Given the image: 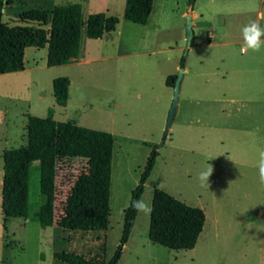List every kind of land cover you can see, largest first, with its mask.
<instances>
[{"label": "rangeland", "instance_id": "1", "mask_svg": "<svg viewBox=\"0 0 264 264\" xmlns=\"http://www.w3.org/2000/svg\"><path fill=\"white\" fill-rule=\"evenodd\" d=\"M126 1L10 0L5 6L4 20L11 25L24 24L19 18L24 10L70 2L81 3L86 16L105 12L117 16L119 23L102 38L84 35L83 58L48 66V47L32 46L27 48L24 70L0 74V264H84L56 252L108 262L122 237L125 209L156 144L159 156L142 200L152 210L155 188L164 189L203 208L206 224L194 249L174 250L150 240L151 212H139L119 264H264V186L256 167L264 135L260 129L241 132L250 117L240 118L237 104L224 101L248 94L236 87L235 70L244 64L263 69L264 48L242 55L241 28L249 20L241 14L217 15V7H205L207 0H198L199 7H191L189 0H155L147 24L125 18ZM194 8L214 22L215 44L208 45L211 26L197 17L194 42L188 46L187 17ZM253 54L257 58L249 64ZM184 56L179 105L166 132L174 97V87L166 80L178 75ZM61 76L71 81L66 106L54 96L53 80ZM253 85L249 90L260 100L255 117L263 118L264 69L254 72ZM50 108L59 121L115 136L107 228L61 223L72 174L80 172L79 161L60 171L53 226L43 228L37 215L42 204L38 163L31 167L28 217L5 219L4 150L26 145L28 115L47 117ZM243 109L245 114L248 107ZM210 165L209 184L202 186L199 173Z\"/></svg>", "mask_w": 264, "mask_h": 264}, {"label": "trees", "instance_id": "2", "mask_svg": "<svg viewBox=\"0 0 264 264\" xmlns=\"http://www.w3.org/2000/svg\"><path fill=\"white\" fill-rule=\"evenodd\" d=\"M155 0H127L125 18L147 24ZM196 0H189L194 7ZM10 0H0V74L25 69L28 47H48V66H60L81 57L83 37L98 39L116 30L117 16L105 12L85 15L78 2L57 4L50 9L31 8L19 14L24 24L11 25L4 20V10ZM194 42V39H193ZM192 42V43H193ZM187 57L181 60L185 67ZM177 74L168 76V86H175ZM71 81L66 76L53 80L56 102L66 106L70 97ZM27 144L4 150V179L2 210L5 219L26 218L29 215L31 167H41L42 204L37 215L43 228L57 220L60 171L81 163L79 175L72 174L71 188L63 203L61 223L64 226H91L107 228L111 217V186L115 136L71 121H59L54 109L47 117L29 114ZM159 156V145L153 146L140 181L132 192L125 209L122 237L108 262L119 264L123 249L135 227L139 212L131 207L132 201L141 200ZM207 220L203 208L192 206L168 191L155 188L152 202L149 238L170 249L185 250L196 247ZM68 260L84 264H99L74 252L55 253Z\"/></svg>", "mask_w": 264, "mask_h": 264}, {"label": "crops", "instance_id": "3", "mask_svg": "<svg viewBox=\"0 0 264 264\" xmlns=\"http://www.w3.org/2000/svg\"><path fill=\"white\" fill-rule=\"evenodd\" d=\"M197 2L198 0L195 2L194 7H199ZM205 7H217V10L215 12L217 15H226L229 13L241 14L245 18L243 20H246V21L254 20L253 14L255 13L256 20L259 19L261 25L264 26V19H261V17H264V0H207V4ZM195 9L196 8H194L190 12L193 14L194 25H195V19L197 17L203 18L206 22H208L212 30L208 45L215 44L213 40V38L216 35L215 33L216 26L214 22L211 21V18L209 17L208 14L202 13V11H197V10L195 11ZM5 10H6V7H5ZM5 10H4V14H5ZM239 40L243 41V39H239ZM239 40H234V42H238ZM256 55L253 54L248 57L247 60L249 64H252L250 60H254L257 58ZM79 58H83L82 53H81V57ZM77 59H73V61ZM261 67L264 69V61ZM263 69L258 68L254 66L253 64L252 65L244 64L240 68H237L235 70V72L238 73V75L236 76V83H237L236 87L238 89H245V91L247 90L246 92L248 94H246L245 97L224 98V101L226 103L237 104V109L239 112H241L240 118H242V115L244 117L245 116L250 117L251 120L247 121L248 124L245 123V126H241L242 127L240 128L241 132H252L254 129H260L264 135V117L263 118L255 117V110H257V105L259 107L260 100L255 98V92L253 90H249L250 88L254 86L253 85L254 84V72H256L257 70H263ZM187 71L188 70L186 69V72ZM9 73H12V72H8L5 74H9ZM247 107H248V111L245 114H243L244 113L243 108H247ZM261 125H263V127ZM186 250H191V249H186Z\"/></svg>", "mask_w": 264, "mask_h": 264}, {"label": "clouds", "instance_id": "4", "mask_svg": "<svg viewBox=\"0 0 264 264\" xmlns=\"http://www.w3.org/2000/svg\"><path fill=\"white\" fill-rule=\"evenodd\" d=\"M264 19V17H261ZM243 43L240 48V53L246 55L249 52L259 53L262 48H264V26L261 25L259 19L250 20L247 24L243 25L241 28ZM257 172H258V182L260 185L264 186V150L258 151L257 159ZM213 168L208 166L206 169L199 173L198 179L201 185L209 184V178L212 176ZM131 207L145 214L151 212V208L142 199L132 201Z\"/></svg>", "mask_w": 264, "mask_h": 264}, {"label": "water", "instance_id": "5", "mask_svg": "<svg viewBox=\"0 0 264 264\" xmlns=\"http://www.w3.org/2000/svg\"><path fill=\"white\" fill-rule=\"evenodd\" d=\"M195 36V31H194V20H193V14L190 13L187 17V41H188V46L190 47L192 45L193 39ZM185 74V68L181 67L180 71L177 75V79L175 82L174 86V97H173V103L172 107L169 112L168 116V123H167V129L166 132H168L171 128L172 121L174 118V115L177 111L178 105H179V97H180V92H181V83L183 80Z\"/></svg>", "mask_w": 264, "mask_h": 264}]
</instances>
